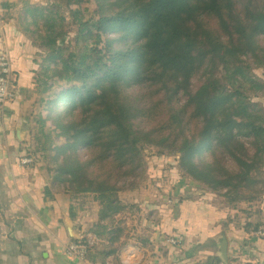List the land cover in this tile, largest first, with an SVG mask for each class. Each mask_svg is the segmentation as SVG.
Listing matches in <instances>:
<instances>
[{
    "label": "trees",
    "instance_id": "trees-1",
    "mask_svg": "<svg viewBox=\"0 0 264 264\" xmlns=\"http://www.w3.org/2000/svg\"><path fill=\"white\" fill-rule=\"evenodd\" d=\"M71 1L78 6L88 2ZM97 1L99 21L84 20L73 7L70 23L66 18L71 9L66 0H0V25H14L41 56L32 78L33 89L21 93L27 109L28 140L21 144L24 155L20 162L29 157L33 162L24 168L49 174L55 140L65 138L72 148L71 137L80 138L84 146L82 137L88 132L96 147L113 153L120 169L134 159L140 167L141 148L145 146L169 149L181 155V180L172 190L197 188L222 198L233 212L226 219V227L243 231L249 237L245 243H250L255 233L264 231V210L260 206L264 202V107L255 101L264 98V83L253 78V67L245 59L250 50L258 51L255 62L258 67L264 66V52L260 55L257 44L264 36V0H151L140 10H132L133 6L122 0ZM71 27L76 29L72 41ZM116 30L122 34L118 40L109 37ZM141 50H146L142 61L138 59ZM147 64L162 67L175 84L200 70L207 72L194 95L190 89L186 91L189 100L184 109L174 111L171 102L163 105L169 132L160 135L159 143L155 131L136 126L133 107L122 96L121 81L135 70L144 71ZM214 67L225 71L229 81L210 75ZM14 79L13 70V92ZM84 100L87 118L94 121L81 136L72 121L64 124L59 119L70 114L82 118L78 104ZM156 105L138 107L151 111ZM190 111L199 131L194 133L187 126L174 128L186 123ZM49 123L55 128H48ZM118 146L122 155L115 154ZM64 148L56 152L53 161L58 164L57 180L48 182L44 198L53 202L59 194L68 195L69 217L76 221L78 216L93 212L80 201L94 194L100 214L97 212L96 221L82 239L73 242L88 246V263L111 264L118 260L119 252L103 241L92 245L87 237L101 239L109 233V223L126 208L112 197L123 189L116 183L105 186L79 176L84 170H77L80 166L70 162ZM206 152L210 163L204 161ZM178 200L181 202L183 196ZM139 240L150 251L161 247L152 237ZM191 264L223 263L217 256H207ZM228 264L242 263L231 258Z\"/></svg>",
    "mask_w": 264,
    "mask_h": 264
},
{
    "label": "crops",
    "instance_id": "crops-1",
    "mask_svg": "<svg viewBox=\"0 0 264 264\" xmlns=\"http://www.w3.org/2000/svg\"><path fill=\"white\" fill-rule=\"evenodd\" d=\"M0 52L12 61L16 95L3 109L5 112L0 120V264H90L87 260L78 262L68 258L66 248L73 240L66 227L67 222L72 224L81 240L88 226L96 221L97 211L72 221L68 213L71 204L68 195L59 194L53 202L44 198L49 174L29 170L20 164L24 155L21 144L28 140L27 109L21 93L33 89L32 78L41 60L39 51L30 48L10 24L0 25ZM19 135L23 141L19 140ZM190 192L200 194L186 199L185 194ZM145 193L141 190L138 196ZM179 195L183 196L181 202ZM171 196L174 205L160 212L161 218H168L169 226L173 224L181 236L178 252L171 250L166 259H162L159 249L150 253L139 247L138 242L134 245L130 241L120 258L111 264H190L193 257L199 255L203 259L211 256V252L217 253L223 237L228 243V263L229 259L236 258L242 264H264V241L255 244L254 238L246 244L249 237L243 231L226 227V219L233 212L222 198L197 188L177 190ZM152 207H156L155 204ZM138 222L141 232L142 222ZM141 234L156 240L151 232L143 230ZM191 243L195 248L188 250ZM198 247L201 250L196 252ZM233 249L235 253L232 254ZM153 254L155 258H151Z\"/></svg>",
    "mask_w": 264,
    "mask_h": 264
},
{
    "label": "rangeland",
    "instance_id": "rangeland-1",
    "mask_svg": "<svg viewBox=\"0 0 264 264\" xmlns=\"http://www.w3.org/2000/svg\"><path fill=\"white\" fill-rule=\"evenodd\" d=\"M122 1H124L125 4H131L133 6L132 10H140L146 7L151 0ZM71 2L69 3V0H66L65 2V4L71 9V12H68L66 18L70 23L73 11L75 9H78L82 13L84 20L93 19L95 21H99V17L101 16L100 2L97 0H88L87 3L79 4V6L76 5L74 1ZM212 19L214 21L219 20L217 17H212ZM70 31V41H72L75 37L76 29L71 27ZM222 33L223 35L226 34L225 28L222 29ZM112 34L113 35H109V37L117 40L122 36L120 30H116L115 33L112 32ZM125 41L130 40L126 39ZM67 44L68 42L66 45ZM257 44L260 50V55H263L264 36L258 38ZM143 46L144 45L141 47ZM249 52L250 53L245 60H247L246 63L249 61L250 65L253 67L251 74L253 78H256L264 83V66L258 67V64L255 62L259 52L253 50H250ZM145 53L146 50H141L138 53V59L140 61L143 60ZM145 66H147V68L144 71L140 72L135 70L130 76H128L129 78L121 81L122 96L124 97V100L130 103V105H132L131 107H133L136 126L145 129L144 131L146 132L155 131L157 133V141L159 143L161 139L160 135L169 132V122L168 120L165 122L167 116L162 112L164 107L163 105L171 102L174 104V111L176 108L180 110L184 109L189 100V97L187 96L188 93L186 91L190 89L191 93L194 95L198 90L200 81H203L206 78L207 72H205V70H200L199 73L194 75V77L186 79L180 78L179 84H175L173 77H166L162 67L158 66L157 64H147ZM213 74L217 75L226 82H228L230 79L229 75H227L225 71L218 67H214L213 71L210 72V75ZM255 101L264 107V98ZM155 103H157V107L151 111L140 108L147 106V104V107L151 108V105H154ZM87 107L88 105L86 100H84V102L78 104L79 113L81 115L83 114L82 118H78L76 114H70L60 118L59 122L65 124L69 121H72L74 123L76 133H80L82 136L86 127L93 124L94 121L93 119L87 118ZM45 112H47V110H45ZM139 117L144 118L142 120H138ZM185 126L190 127V130H192L194 133L199 131V127L195 122V117L192 111L189 112L186 123L177 124L174 126V128L179 130ZM48 128L54 129L55 125H53V123H49ZM89 134L90 133L88 132L86 135H84V137H82L85 142L84 146L80 142V138L71 137V142L74 145L72 148H70V142L67 139L57 138L55 140V146L52 148V152L50 153L51 161L50 165H48L49 181L57 180L56 170L58 164L53 160L54 158H57L56 155H58V153L56 152L65 146L63 154L69 157L72 164H78L80 166L77 167L79 168L77 170H84L83 172L80 171L79 176H84L85 180L92 178L96 183H103L105 186L116 183L118 187L123 189L122 192H119V194L116 193L112 197L122 203V206L126 207L125 210L116 215L114 217V222L109 223V226H107L108 220L105 222L106 226L109 227V233L105 235V238L97 239L95 236L89 235L87 237L88 242L93 245L98 241H103V244L112 247L115 249V252H119L118 257L123 254L125 247L130 241H132L134 245L135 242H138L139 247L144 248V250H147L150 253L159 249L161 251L159 256L162 259H166L171 250L173 253H177L179 249L176 248L181 245L173 246L169 243V240L175 239L177 241H181V236L177 233L178 231L173 228V224L169 226L170 224L168 218H161L160 209L167 210L174 205V203H170L169 199L174 198L171 196L175 192L172 190V188L176 185L177 181L181 180V176L179 175L180 172H178V164L181 155L177 154L176 152H172L169 149H162L154 145L145 146L141 148L142 162L140 167H137L134 159L128 164L123 165L122 169H120V167H118V162L113 156V153L105 151L101 147H96L97 142L94 141V138H90ZM139 148L140 143L135 145L136 150ZM115 154H123V152L119 151V146L115 151ZM125 158L127 157L125 156ZM204 161L205 163L211 162L207 152L204 156ZM63 187L65 188V186H62L60 189L63 190ZM141 190H145L146 193L144 195L138 196ZM162 193L164 196H161ZM95 198L96 197L94 194H87L84 197V200L80 202L88 204L93 211L99 212L100 203L96 201ZM146 202H148V204ZM154 204L160 205L161 207H152ZM144 206H148L146 207V210ZM260 206L262 208L263 204ZM138 220L142 222L140 227L147 233L151 232L154 235L160 233V238H158L157 242L155 240V244H161V247L156 248L155 251H150L146 246H144L139 238L147 239L151 236L141 234L143 233L142 229L141 232H139ZM158 221L160 225L159 228L157 227L159 225L153 226L154 223ZM254 237L256 238L254 241L255 244L260 243L262 242L261 240H263L258 238L256 233ZM192 244L193 243H191L190 248H187L188 250L195 248L192 247ZM256 249L259 248L257 247ZM200 250V247H198L196 252H199ZM233 253H235L234 249L232 251V254ZM210 254L211 256H217L216 251L215 253L211 252ZM154 255L155 254H153L151 258H155L156 256L153 257ZM194 258L200 259V256L198 255L192 259L194 260Z\"/></svg>",
    "mask_w": 264,
    "mask_h": 264
},
{
    "label": "built area",
    "instance_id": "built-area-1",
    "mask_svg": "<svg viewBox=\"0 0 264 264\" xmlns=\"http://www.w3.org/2000/svg\"><path fill=\"white\" fill-rule=\"evenodd\" d=\"M13 76V65L8 55L0 52V120L4 115L5 107L15 99V94L11 90V80ZM33 159L25 157L21 160L22 167L29 166ZM170 201V200H169ZM173 203V201H170ZM257 237L264 239V231L256 233ZM169 243L173 246H178L180 243L175 239H170ZM88 246L80 243L71 242L66 248L68 258L77 260L78 262L86 261L88 257Z\"/></svg>",
    "mask_w": 264,
    "mask_h": 264
},
{
    "label": "water",
    "instance_id": "water-1",
    "mask_svg": "<svg viewBox=\"0 0 264 264\" xmlns=\"http://www.w3.org/2000/svg\"><path fill=\"white\" fill-rule=\"evenodd\" d=\"M19 140L23 141V137H21V135H19ZM200 193H188L185 194V198L189 199L195 196H199ZM74 226L70 223L67 222V229L69 231L70 237L72 238L73 241H79L80 238L77 235L75 229L73 228ZM160 237V233H157L156 235V242L158 241V238ZM227 248H228V243L227 241L224 239V237L222 238L221 243L218 244V248H217V253L216 255L218 256V258L223 262V264H227L228 263V258H227Z\"/></svg>",
    "mask_w": 264,
    "mask_h": 264
},
{
    "label": "bare ground",
    "instance_id": "bare-ground-1",
    "mask_svg": "<svg viewBox=\"0 0 264 264\" xmlns=\"http://www.w3.org/2000/svg\"><path fill=\"white\" fill-rule=\"evenodd\" d=\"M77 261V260H76Z\"/></svg>",
    "mask_w": 264,
    "mask_h": 264
}]
</instances>
